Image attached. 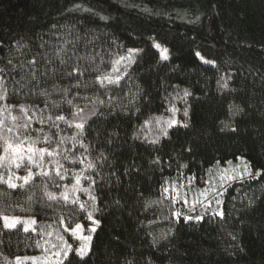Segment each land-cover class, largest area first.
<instances>
[{
    "label": "trees",
    "instance_id": "16d2710c",
    "mask_svg": "<svg viewBox=\"0 0 264 264\" xmlns=\"http://www.w3.org/2000/svg\"><path fill=\"white\" fill-rule=\"evenodd\" d=\"M55 252L264 264V0H0V264Z\"/></svg>",
    "mask_w": 264,
    "mask_h": 264
},
{
    "label": "rangeland",
    "instance_id": "374dc122",
    "mask_svg": "<svg viewBox=\"0 0 264 264\" xmlns=\"http://www.w3.org/2000/svg\"><path fill=\"white\" fill-rule=\"evenodd\" d=\"M243 159H239V161H242ZM243 165V163H241ZM249 171V170H248ZM248 175H252L250 178L257 177V174L249 171ZM30 178L28 176H22L20 173H17V171H11L9 170L8 175L5 177V181L11 186V187H17L21 184L26 183ZM3 224L6 228L12 229L17 226H22L25 230H33L36 224V220L33 217H27V216H7L3 218ZM80 237V235H79ZM81 238V237H80ZM81 238L82 242L80 244V248L75 249L77 252H85L88 250L86 243L87 239ZM59 253L55 252V254H49L46 257H44V263L45 264H56V262L59 261ZM40 259L33 257V258H26L23 260V263L21 264H39Z\"/></svg>",
    "mask_w": 264,
    "mask_h": 264
}]
</instances>
